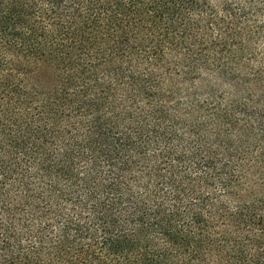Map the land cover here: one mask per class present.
<instances>
[{
  "label": "trees",
  "instance_id": "trees-1",
  "mask_svg": "<svg viewBox=\"0 0 264 264\" xmlns=\"http://www.w3.org/2000/svg\"><path fill=\"white\" fill-rule=\"evenodd\" d=\"M0 264H264V0H0Z\"/></svg>",
  "mask_w": 264,
  "mask_h": 264
}]
</instances>
